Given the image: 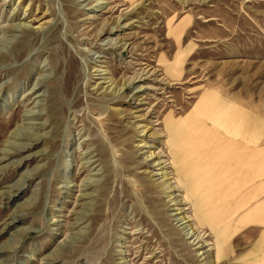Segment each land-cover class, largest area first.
Masks as SVG:
<instances>
[{
	"label": "rangeland",
	"instance_id": "1",
	"mask_svg": "<svg viewBox=\"0 0 264 264\" xmlns=\"http://www.w3.org/2000/svg\"><path fill=\"white\" fill-rule=\"evenodd\" d=\"M101 1L0 0V159L40 137L0 161V264H264L232 202L256 172L235 137L264 142V0ZM120 20L127 51L98 33ZM144 67L165 83L140 103Z\"/></svg>",
	"mask_w": 264,
	"mask_h": 264
},
{
	"label": "bare ground",
	"instance_id": "2",
	"mask_svg": "<svg viewBox=\"0 0 264 264\" xmlns=\"http://www.w3.org/2000/svg\"><path fill=\"white\" fill-rule=\"evenodd\" d=\"M101 1V0H100ZM98 5V7L99 8H101L102 10H105V8H107V6L109 5V2H107V1H101V2H99V4H97ZM104 12H106V11H104ZM108 12V11H107ZM125 14V13H124ZM125 16V15H124ZM122 17V16H121ZM122 19H123V17H122ZM121 19V20H122ZM121 20H120V23H118V24H114L115 25V27H112V26H109V27H107L106 25H104V27L102 28V30L101 29H99V30H101V31H99L98 30V33H99V35H100V39H102L104 36H106L107 34H108V37H105V38H107L108 40H110V36L111 35H113L114 33H116V32H119V31H121V30H123V28H125V27H127V24H125L124 26H122V23H121ZM119 21V20H118ZM9 25V24H8ZM106 26V27H105ZM30 26L29 25H27L25 22H20V23H18V24H13V25H11V29L13 30V31H21V30H24V29H26V28H28V29H30L29 28ZM6 29V28H5ZM9 29V28H8ZM10 30V29H9ZM8 30V31H9ZM28 31H30V30H28ZM105 38H103V39H105ZM1 39V38H0ZM13 39H15V38H13ZM2 40V39H1ZM1 40H0V42H1ZM117 40H119V41H117ZM122 40V39H121ZM120 40V38L119 37H117V38H112L110 41H111V43H118V44H121L120 45V48L122 49V51H127V50H129V47H127V41H121ZM7 41V40H6ZM9 41H11L10 39H9ZM101 41V40H100ZM5 42V41H4ZM104 42V41H103ZM108 42V41H107ZM2 43V42H1ZM110 43V42H109ZM11 44V43H10ZM106 44V43H105ZM1 45V44H0ZM108 45V44H107ZM113 45V44H112ZM114 46V45H113ZM116 46V45H115ZM132 51V50H131ZM4 57H6V54H4V52L2 51V49L0 50V58H4ZM99 69V68H98ZM99 70H101V69H99ZM98 70V71H99ZM103 71V70H102ZM107 71V70H106ZM157 71V70H156ZM155 70H152L151 68H148V67H144L143 69H142V72H140V73H138L137 74V77H135V78H133V76H132V78H133V83H138V85H137V87H136V91H135V94L133 95V96H135V100H139V102L141 103L142 101H144L145 99H148L147 97H145V96H143V94H146V95H150V92H151V90H155V89H160V88H155V86H152V85H154V84H152V85H148V86H145V84L147 83H149V82H147V81H149V80H151L152 81V83H155V85H161V84H163V83H165L163 80L164 79H159L158 78V76H157V72H156ZM100 72V71H99ZM100 74V73H99ZM110 74V73H109ZM106 76V75H105ZM102 80L101 81H99V83H98V85H97V89H99V88H101V87H103V89H105V90H110L111 89V87H113V83H112V79L111 80H108L107 78H105V77H103V76H101L100 77ZM129 78V77H128ZM131 78V77H130ZM127 81H129V80H131V79H126ZM163 82V83H162ZM127 83V82H126ZM151 83V82H150ZM167 84V83H166ZM41 85V81H39V82H37L36 84H35V86L33 87V89H32V92L31 93H33V92H36V91H38V90H40L41 88H42V85ZM105 85H107V86H105ZM40 86V87H39ZM114 86H115V84H114ZM123 86V85H122ZM121 86V87H122ZM125 86V85H124ZM130 87V86H129ZM117 89V88H116ZM120 89V88H119ZM115 90V89H114ZM44 92V91H43ZM42 92V93H43ZM31 93H29V94H31ZM42 93H41V95L39 94L37 97H36V99L37 98H39V97H41V96H43L42 95ZM111 94H115L114 93V91H111ZM123 94V93H122ZM46 96V95H45ZM151 96V95H150ZM40 99V98H39ZM41 102V101H40ZM146 102H144L143 104H145ZM40 105H42V104H40ZM142 106V105H141ZM144 108H139L137 111H135L136 113H143L144 112ZM151 113H153V111H151V110H149L147 113H145V114H141L140 115V121H148L149 122V124H154L153 123V121H151V120H149V117L151 116ZM138 124V123H137ZM143 128V130H142V132H146V134H147V132L150 130V128H153L151 125H148V124H144V125H138V128ZM37 136V135H36ZM147 136V135H146ZM34 137V136H33ZM150 136H147V138H149ZM31 139V138H30ZM30 139H28L29 141H30ZM40 139V137L39 136H37V137H35L34 139H32V142H27V143H25V145L24 146H21V145H19V146H21L20 148H18V149H15L16 151L15 152H21V151H23V150H25V149H31L32 148V146H35L36 144H38V140ZM143 146H145V147H148V142H146V143H144L143 144ZM6 151V150H5ZM15 152H10V151H6L5 152V155L4 156H1L2 158L0 159V161L1 162H3V161H5V160H8V158H10ZM151 157L152 156H156V157H159L157 154L155 155V153H151V155H150ZM154 158V157H153ZM163 158V157H162ZM22 160H23V158H22ZM154 160V159H153ZM96 161V160H95ZM89 162H91V161H89ZM88 162V163H89ZM18 164H19V162H17ZM20 163H21V161H20ZM165 161L164 160H162L160 157L158 158V160L156 161V164L155 165H157L158 167H159V169H160V171L161 170H163L164 168H165ZM161 175H163L164 177H166V176H168V172H166V171H162L161 172ZM159 176V175H158ZM169 177H167V179H168ZM172 181V180H171ZM20 184V183H19ZM25 184V183H24ZM177 185H179L178 183H176ZM18 185V184H17ZM171 184L169 185V187H167L168 189H169V191H171L172 189H176V186H171ZM16 188V187H15ZM181 188V187H180ZM22 190H23V186H22V184H21V186L20 187H18V188H16V192H15V196L16 195H19V194H21L22 193ZM11 196V195H10ZM82 197H85V195H81ZM172 199H173V201L175 200V197H172ZM202 200V199H201ZM186 201H188L187 199H186ZM199 203H200V200H199ZM178 204H180L179 202H175L174 204H173V206H176V205H178ZM194 209V211L196 210V208H193ZM174 210H176V213H174V216H176V217H178L177 218V220L180 222V225H182L183 227H184V225H185V227L184 228H187V227H189L190 225L192 226L191 227V229L189 230L188 229V235H191V237H193V236H196L195 237V241L197 240V242L195 243V244H197L198 245V247L197 248H204L205 246H207L208 244L205 242V240L203 239V236L201 237L200 235H199V233L200 232H198L199 230V228L198 227H196L197 225L196 224H192L191 222H192V219L189 217V216H187L186 214H185V212H186V209L185 208H183V207H178V208H174ZM190 210V209H189ZM201 212H204L203 210H200ZM192 217V216H191ZM195 221V220H194ZM16 221H15V219L13 220V222H11V223H8V224H13V223H15ZM195 222H197V221H195ZM190 223V224H189ZM198 223V222H197ZM187 224V225H186ZM179 225V226H180ZM194 225H196L195 227H194ZM203 225H205V224H203ZM206 226V225H205ZM238 226V225H237ZM234 227H235V225H234ZM182 228V227H181ZM180 228V229H181ZM184 228H182L181 230H183ZM233 230V229H232ZM183 232V231H182ZM185 232V231H184ZM232 232V231H231ZM231 234V233H230ZM223 239V242H225V239L224 238H222ZM219 245V244H218ZM203 254H205V252H202V255ZM212 264H214L213 262H212ZM216 264V263H215Z\"/></svg>",
	"mask_w": 264,
	"mask_h": 264
},
{
	"label": "crops",
	"instance_id": "3",
	"mask_svg": "<svg viewBox=\"0 0 264 264\" xmlns=\"http://www.w3.org/2000/svg\"><path fill=\"white\" fill-rule=\"evenodd\" d=\"M251 137H235L238 144L250 146L253 150L251 165L256 168V172L251 169L245 178L241 176L237 179L236 187L240 189L234 194L232 202L237 204L245 202V205L235 216V219L240 217L241 225L234 236L239 235L244 228L260 226L264 228V142L259 145L251 144ZM255 154L258 156L257 159L254 157Z\"/></svg>",
	"mask_w": 264,
	"mask_h": 264
}]
</instances>
